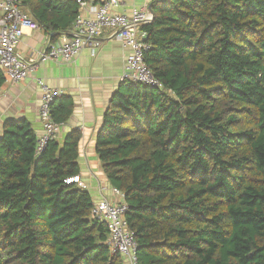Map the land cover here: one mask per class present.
<instances>
[{
    "label": "trees",
    "instance_id": "obj_1",
    "mask_svg": "<svg viewBox=\"0 0 264 264\" xmlns=\"http://www.w3.org/2000/svg\"><path fill=\"white\" fill-rule=\"evenodd\" d=\"M20 1L52 42L80 12L77 0ZM151 9L145 62L163 87L123 80L96 139L138 264H264V0ZM72 108L58 97L54 122ZM38 138L25 119L0 137V264H127L89 191L67 183L80 174L81 133L40 153Z\"/></svg>",
    "mask_w": 264,
    "mask_h": 264
},
{
    "label": "crops",
    "instance_id": "obj_2",
    "mask_svg": "<svg viewBox=\"0 0 264 264\" xmlns=\"http://www.w3.org/2000/svg\"><path fill=\"white\" fill-rule=\"evenodd\" d=\"M87 7L84 16L94 10L104 0H85ZM112 10L114 13H131L132 10L151 5L155 0H118ZM24 11L28 13L24 9ZM2 14L0 12V18ZM63 35L60 34L57 41ZM101 47L92 52L85 49L72 63L47 61L31 72L29 77L19 83L5 82L0 88V137L7 121L25 119L39 137L43 132L39 119L41 105L38 79H43L52 88L59 89L73 102L71 115L66 123L60 124L57 140L62 143L68 133L78 130L81 133L79 147L80 178L86 185L94 203L107 199L123 202L116 194L96 153V139L103 124V117L113 93L123 81L125 60L128 51L122 47L117 34L106 29L100 36ZM51 36L41 29H25L19 52L27 59H35L46 50ZM62 95V96H63Z\"/></svg>",
    "mask_w": 264,
    "mask_h": 264
},
{
    "label": "built area",
    "instance_id": "obj_3",
    "mask_svg": "<svg viewBox=\"0 0 264 264\" xmlns=\"http://www.w3.org/2000/svg\"><path fill=\"white\" fill-rule=\"evenodd\" d=\"M80 6L79 16L74 22L73 30L60 40L50 42L47 49L40 52L37 58L27 59L18 47L25 29L38 30L39 24L21 7L20 0H0V69L5 79L10 83L26 80L38 66L47 62L70 64L75 61L85 49L92 52L101 47L100 36L109 29L117 34L122 47L128 51L125 60L123 80L138 82L146 86L162 88L145 62V52L149 45L144 42L143 25L153 20L149 8H137L131 13H114L113 8L118 0H105L89 14L84 16L82 11L87 7L85 0H77ZM41 94L39 119L43 132L38 138L37 152H42L47 144L57 138L61 125L54 122L51 107L58 97L63 95L59 89L52 88L43 79L37 80ZM67 183H77L87 189L80 176L67 180ZM116 194L123 197L119 190ZM128 206L123 202H111L107 199L95 203L93 214L108 228L107 245L113 253L122 255L127 264H138L137 242L135 233L126 221Z\"/></svg>",
    "mask_w": 264,
    "mask_h": 264
},
{
    "label": "water",
    "instance_id": "obj_4",
    "mask_svg": "<svg viewBox=\"0 0 264 264\" xmlns=\"http://www.w3.org/2000/svg\"><path fill=\"white\" fill-rule=\"evenodd\" d=\"M149 10H150V12L152 13L151 5L149 6ZM152 14H153V13H152Z\"/></svg>",
    "mask_w": 264,
    "mask_h": 264
},
{
    "label": "rangeland",
    "instance_id": "obj_5",
    "mask_svg": "<svg viewBox=\"0 0 264 264\" xmlns=\"http://www.w3.org/2000/svg\"><path fill=\"white\" fill-rule=\"evenodd\" d=\"M64 36V35H63ZM116 203H118V202H116ZM126 263H127V261H126Z\"/></svg>",
    "mask_w": 264,
    "mask_h": 264
}]
</instances>
